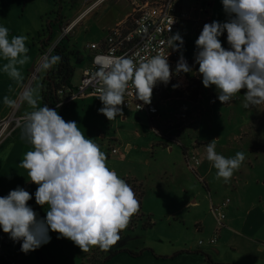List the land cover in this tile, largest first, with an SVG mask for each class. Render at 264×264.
<instances>
[{
	"label": "rangeland",
	"instance_id": "374dc122",
	"mask_svg": "<svg viewBox=\"0 0 264 264\" xmlns=\"http://www.w3.org/2000/svg\"><path fill=\"white\" fill-rule=\"evenodd\" d=\"M199 1L209 2L212 6V16L208 23L213 20L226 21L227 17L221 0ZM94 2L92 0H0V26L9 29L10 37L18 35L28 37L26 47L29 49L27 55L30 59L27 70H30L38 56V33L47 25L54 24L56 26L54 40H59L62 35H65V43L70 50L80 54L72 60L75 70L71 84L72 88L76 89L81 85L82 67L89 60L87 44L100 42L106 33L103 27L108 26L120 12L119 6L115 5L118 0H109L93 9ZM58 18L60 21L57 23L61 28L56 25ZM71 26L73 28L66 33L65 30ZM190 37L194 42L197 39L193 34ZM226 37L225 32L220 39L222 45L228 48ZM54 44L55 41L48 49ZM191 48H194L196 52L195 45L185 47L184 51L191 53L193 52ZM45 52L43 51L42 54ZM17 67L20 69L21 65ZM43 75V71L38 72L37 75H34V71L29 72L23 90L32 89L40 97ZM9 78L4 71L0 72L1 80L8 81ZM200 83V85L195 83L186 90H175L176 93H181V98L194 101L191 105L187 103L191 107L190 113L193 117L197 119L205 117L202 124L196 125V130L201 132L200 141L210 142L212 139H218L215 149L217 153L225 157H233L237 152H243L246 157L239 170L234 171L228 183H225L223 178H216L217 170L214 167L206 178L213 202L218 203L230 198L231 205L234 207L230 210V214L227 209L225 225L220 233L219 242L226 247V254H223L221 259L227 255H230L232 260L236 259V255L229 248L230 245L235 247L243 243H252L253 247H258L264 252V108L260 110L258 105L253 109L245 108L243 94L239 95L241 100L236 103L237 105L233 100L230 106L224 105L217 101L215 86L210 90L205 88L202 82ZM164 86H159L158 91L155 89L159 96L157 102L165 101L173 95L166 93ZM205 90L208 94L200 104L195 105ZM18 99L12 109L16 105L18 107L21 101V110L26 109V112L33 110L24 95ZM39 106L41 107V99ZM102 106L98 96L73 97L68 101L67 108L61 111V116L65 121L77 122L86 138H92L106 155L107 166L115 170L122 179L125 181L130 179L129 183L132 182L131 179H136L143 184L142 212L144 216L141 218L138 215L135 219L132 215L127 227L123 229V239L108 249L90 246L88 251L83 252L69 239H57L59 234L49 231L50 242L40 247L43 258L48 264H100L111 251L117 249H128L134 252L149 249L140 258L118 254L106 264H172L174 261L171 260V256L176 250L186 245L199 246L200 240L205 241L213 233L216 221L210 213L209 193L194 173L188 170L179 146L173 145V152L167 151L165 147L152 148L157 141H160V136L151 131L150 121L144 115H140V118L134 117L133 123H114L115 119L109 121L106 116L98 112ZM189 107L187 106V109ZM165 109L162 104L159 105L160 116L163 118L159 123L160 128L168 117V113L164 114ZM11 119L9 126L0 123V141L10 137L17 129H15V117ZM138 135L141 138H137ZM115 138H121L125 143L129 142L132 145L130 154H124L126 156L124 159L112 153L115 147L119 148L120 154L126 152L118 142L113 141ZM210 164L211 162L206 158L202 159L201 166L198 167L199 174L204 176ZM37 187L38 185L29 182L26 189L32 194L30 201L37 209L39 216L43 218L46 216L47 206L43 208L36 204ZM135 187L134 194L139 192ZM136 199L138 201V198ZM188 199L196 200L198 206L184 208ZM253 203L256 205H252ZM254 206L257 209L252 212L251 220L246 223L247 212ZM236 207L239 209L236 210ZM138 218L141 219L138 220ZM231 219L234 223L230 222ZM148 222L151 223L150 226ZM199 224L203 227L200 233L197 232ZM128 227L135 228L130 231ZM9 241L10 249L15 251L20 249L21 242H14L10 238ZM209 247L205 241L203 248L210 249ZM36 250L27 254L23 253L22 264L37 262ZM150 250L158 258L152 255Z\"/></svg>",
	"mask_w": 264,
	"mask_h": 264
},
{
	"label": "clouds",
	"instance_id": "9594fccd",
	"mask_svg": "<svg viewBox=\"0 0 264 264\" xmlns=\"http://www.w3.org/2000/svg\"><path fill=\"white\" fill-rule=\"evenodd\" d=\"M226 21L205 23L195 40L196 70L205 88L215 86L218 100L231 102L243 91L244 107L264 103V0H221ZM227 33L228 48L220 39ZM26 35L9 36V29L0 26V56L7 60L3 71L14 80H22L17 65H24L27 55ZM167 44L180 52L184 40L179 32L170 35ZM61 61L59 55L48 56L41 65L50 70ZM94 77L101 86L98 112L110 121L123 116L120 107L128 94L129 82L136 90V99L151 104L153 89L167 85L173 75L191 73L183 54L173 70L168 56L155 55L142 63L127 56H97ZM175 89L178 85H172ZM32 107L22 118V138L32 146L25 153L20 167L27 170L26 182L38 185L36 204L45 208L46 216L28 204L32 199L23 187L17 186L0 196V228L20 250L27 254L50 242L49 231L67 238L83 252L90 246L108 249L121 239L139 203L132 187L115 170L107 166L106 155L92 138L85 136L76 121H65L47 104L39 106L40 97L32 90L23 93ZM5 105L16 101L5 95ZM60 105H57L59 108ZM218 139L206 146V159L217 170L216 178L230 181L246 159L243 152L225 157L216 152Z\"/></svg>",
	"mask_w": 264,
	"mask_h": 264
},
{
	"label": "crops",
	"instance_id": "0c3cea01",
	"mask_svg": "<svg viewBox=\"0 0 264 264\" xmlns=\"http://www.w3.org/2000/svg\"><path fill=\"white\" fill-rule=\"evenodd\" d=\"M92 1H95L94 2L95 5L94 4L92 5L93 9H94L97 7V5H100V4L103 5L109 0H92ZM195 2L205 3L209 6L208 12L204 15V18L207 19V23H208L209 18L212 16L211 15V10H212L211 7L212 6L209 2L199 1V0H179L178 1L179 5L182 8H189ZM138 3H139V0H118V2L115 5L119 6L120 12H118V14L109 22L108 26L103 27V29L106 31L105 36H106L107 32L109 30L113 29L114 27H116L120 24H125V23L129 22L131 20V16L133 15L134 10H135ZM209 13H210V15H209ZM59 21H60V19L58 18V20L56 21L57 27L59 26L58 25ZM52 26H53V37H54V32H55L54 28L56 26H54V24ZM202 27H203L202 24H196L194 22H184L176 29V31L173 32V34L179 32V34L182 36V38L184 40V45H183V48L181 49V51L179 52V56L181 54H183L184 58L187 60V62L189 64V66L193 68V72L185 73L189 77L194 79L192 85L195 83L200 85L201 84L200 82H202V77L200 75H198V73L196 71L199 66H198V64H195V61H194V55H195V52L193 50L194 48H191L193 51L191 53H188L187 51L185 52L184 48L185 47H191V46L195 45L194 40L191 39L190 36H191V34H193L194 36L196 35V37L198 38V36L200 34V30ZM39 33H38V47H39L38 56H37L35 62H33L32 67H33V65H35L34 66L35 75H37L38 72H40V71H43L44 75H45V70H42V68H37L39 58L42 55V53H41L42 52L41 51L42 39L39 38ZM42 38H44V37H42ZM46 38L47 37H45V39ZM104 38L105 37H103L100 42H102L104 40ZM64 39H65V37L62 40H64ZM56 41H59V40H55V42ZM61 41H59V42H61ZM100 42H91L89 44L100 43ZM52 43H54V42H52ZM89 44H87V46H86V50L88 51L87 59H89V60L82 67V76H83V72L88 67L89 62H90L91 57H92V52L88 49ZM71 49L73 50V48H71ZM6 62H7V60L4 59L2 56H0V72L3 71V65ZM28 67H29V62L27 61L24 65H21V67L19 69L21 74H22V77H23L22 80L17 81V80H14L12 78H9L8 81H3L0 79V121L8 119V118H12V117H15V119L23 118L24 115L27 113L26 109L21 110V107H22L21 101H19L20 104L18 107L16 105L15 108L12 109V106L4 104L3 98L5 95H7L10 97V99L17 102V100H19L18 98L21 99L23 97V93L25 92V90H27V88H25L23 90V88L25 87V83H26L25 81L29 77L28 73L31 72V70H32V67L30 70H27ZM44 75H43V77H44ZM161 85H164V84H158L157 86L154 87L151 101H153L156 104L158 110H159L160 104H162L166 108L165 109L166 112L164 114L168 113V117L165 118L166 122L164 120V122L162 124L163 125L162 128H160V126H159V123L161 122V120H163L162 116H160V110H159L158 115L155 117H152V118H149L144 113H138V112H135L132 110H129V111L123 110V116L122 117L117 116L116 118H114L115 119L114 123H117V122L125 123V124H126V122L127 123L128 122L133 123L132 119L134 117L140 118V115H144L150 121L151 131H153L154 133H157L160 136L159 137L160 141H157L156 144L152 146V148H155V146H157V147L159 146L161 148L165 147L167 149V151L173 152V150H174L173 145H177L182 149V155H183L184 161H185V157H184L185 153L194 151L199 155V157L201 159V163H202V159L206 158L205 146L209 142L200 141L201 140V132L199 130H196V128H197L196 125L202 124L205 120L204 119L205 117H201L200 119L193 117V114L190 113L191 107H189L188 104H190V105H191V103L194 104V101H192V100L189 101L187 99L181 98V96H180L181 93H176L175 89L172 88L171 81L167 85H165L164 87H165L166 93L173 94V95L171 97L167 98L165 101H160L161 103L157 102V101H159V96L156 94V91H158L159 86H161ZM212 87H214V86H212ZM212 87H209V89L211 90ZM155 89H156V91H155ZM243 91L244 90H242L240 93H238L236 95V97L233 99V101H236L235 105H237L236 103L241 100V98H239V95L243 94ZM206 94H208L207 91L206 90L203 91L201 96H200L201 99L199 100V102L195 103V105L200 104L201 101L206 96ZM90 96H93V95H90ZM216 96H217V93H216ZM84 98H86V97H84ZM215 100H217V99L215 98ZM217 101L220 102L219 100H217ZM230 104H231V102H229V104H224V105L230 106ZM187 106L189 107L188 109H187ZM254 107L257 108V106H254ZM254 107H252L251 109H253ZM258 107H259L258 109L261 108L260 110H262L264 108V103H261L260 105H258ZM159 128L161 129L160 132H159ZM21 132H22V125L20 127H18L13 132V134L10 135V137H7V138L0 141V196H6L10 190L15 189L17 186L23 187L25 189V188H27V185L29 184V182H26L27 170L21 168L19 165H20V161L23 160L25 153L29 150H32V146L30 144H28L22 138ZM137 138H141V136L138 135ZM120 139L115 138V139H113V141L118 142L119 145H121V147L124 148L126 152L120 154L119 148L115 147L113 149H116L118 152L115 155H120L121 158L124 159V158H126V156L124 154H126V155L130 154V151L132 150V145H131V143H129V142L125 143L124 141H122V139L121 140ZM185 164H186V161H185ZM186 166H187V164H186ZM199 166H201V164ZM198 167L195 169V171H191L189 169V167L187 166L188 170L193 172L194 175L197 177L198 181L202 182L204 184V186L206 187V190L208 191V193H209L208 195L210 198V213L212 214L211 207L218 205V204L224 202L225 200H222L221 202H218V203L213 202L211 192L209 190V183L206 181V178L210 175V171L212 170L213 166H211V164L209 165V168L207 170H205L204 176L199 174ZM128 180H130V179H128ZM131 180L135 181L137 185L142 186L143 197H144L143 184L140 183L139 181H137L136 179H131ZM227 199L230 200V203L228 204V206L225 210V213H226V211L229 210V214H230V210L233 209L234 207L231 205L232 200L230 198H226V200ZM142 205H143V198L141 200V211H140L141 214L143 215ZM252 205H256V204L253 203ZM197 206H198V202L196 200L188 199L185 202L183 207L190 209V208H195ZM235 209L238 210L239 207H236ZM255 209H257V207L254 206L253 208H250V210H248L247 218L245 219L246 223H248V221L251 220L250 219L251 214L253 211H255ZM214 219H215V217H214ZM230 222L234 223V220L231 219ZM150 224L151 223L148 222V225H150ZM199 225H200V227L197 229V232L200 233L203 231L202 230L203 227L201 224H199ZM216 227H217V222H216ZM214 232H215V229L213 230V233L209 236V238H207L205 240L206 242L214 235ZM219 237H220V234H219ZM219 237H218V241L215 245H209L210 249H204L203 248L205 246V241H203V240H200V241H203L204 245H199V243H198L199 246H187L186 245L184 247L179 248V250H176V252H174L171 256V260L174 261V263H172V264H211L210 262H212L214 264H241V263H246V264L258 263V264H261L262 262H264L263 261L264 260V252L262 250H259L258 247H253L252 243H249V244L243 243V244H240L239 246L236 245L235 247H232V245H230L229 248L232 249V253H234V255H236V259L232 260L230 255H227L224 259H221V258H223V254L224 255L226 254L225 253L226 247H225V244H222L219 242ZM9 243H10L9 235L5 234L2 230V228H0V264H22L21 258L23 257V252L20 249L16 250V251L10 249L11 245ZM148 250L149 249L141 250L144 252L142 253V255L140 257H142L144 253L148 252ZM150 251H151L152 255H154L156 258H158V256H156L152 250H150ZM138 252H140V251H138ZM122 254H126V253H122ZM215 256H216V258H215ZM140 257H138V258H140ZM37 262H34V263L31 262L28 264H40L39 260Z\"/></svg>",
	"mask_w": 264,
	"mask_h": 264
},
{
	"label": "built area",
	"instance_id": "2783aa9c",
	"mask_svg": "<svg viewBox=\"0 0 264 264\" xmlns=\"http://www.w3.org/2000/svg\"><path fill=\"white\" fill-rule=\"evenodd\" d=\"M178 1L139 0L129 22L120 24L109 30L102 42L89 44L88 49L92 52V57L88 67L83 72L81 85L79 88L71 91L72 98H84L87 95L99 96L101 83L94 77L97 66L93 63L97 56H127L132 58L137 64L145 62L155 55L168 56L169 64L174 70L180 56L179 52L169 48L167 44L168 37L184 22L207 23L204 15L209 10L207 4L198 2L193 3L189 8H182ZM69 31L70 29L65 30L66 33ZM64 37L65 35H62L59 41ZM59 41L55 42L47 52L40 56L37 68H41L44 59L50 56ZM193 80L187 74L181 73L173 75L171 84L178 85L175 90H186L192 85ZM59 94L64 95L63 91H59ZM120 107L122 110L144 113L149 118L155 117L159 113L153 101H151V104H144L143 101L136 99V90L131 82H129L125 102ZM11 120V118H8L0 121V123L9 126ZM14 120H16L15 129L22 125V118ZM112 153L117 154L118 152L116 149H112ZM184 157L191 171H195L201 164L199 155L194 151L185 153ZM229 203L230 200L227 199L211 207L217 227L215 228L214 235L206 242L208 245H215L217 243L219 234L225 225V210ZM199 245H204V242L200 241Z\"/></svg>",
	"mask_w": 264,
	"mask_h": 264
},
{
	"label": "trees",
	"instance_id": "16d2710c",
	"mask_svg": "<svg viewBox=\"0 0 264 264\" xmlns=\"http://www.w3.org/2000/svg\"><path fill=\"white\" fill-rule=\"evenodd\" d=\"M45 37L47 38L45 39ZM39 38L42 39L41 51L42 52L47 51L48 48L50 47V44L55 41L54 40L55 38L53 37V26L47 25L45 29L42 28V31L39 33ZM52 55H59L61 57V61L58 64H56L52 69L45 70V75L41 83V94H40L41 107L44 104H47L49 108L57 110L58 113L61 115V111L67 108L68 101L72 98L71 91L73 90V88L71 81L74 76V70H75L72 64V60L73 58L79 57L80 54L78 52L75 53L71 51L70 48L65 43V39H64L56 45L50 56ZM59 91H63L64 95H60ZM58 104L60 105L59 108H57ZM126 183L129 184L132 187V189H134L136 184L135 181L129 183V180H127ZM135 189L139 190V192L135 193L136 198H138L139 208L137 212L133 214V217L137 219L138 215H140L139 217L141 218L143 217V215L140 212L141 200L143 198V191L141 185H137ZM25 190L27 189L25 188ZM28 204L37 212V209L34 207V205L30 200L28 201ZM141 218H138V220H140ZM134 228L135 227H128V230L131 231ZM143 228L145 229V226ZM122 234H123V230L120 232V236H121L120 240L123 239ZM143 252L144 251L134 252L128 249H117L111 251L100 264L108 263L112 258L117 256L118 254L126 253L132 257L138 258L142 255ZM36 256L40 261V264H48L46 260L43 258V255L41 253V248L37 249ZM210 263L214 264L212 262Z\"/></svg>",
	"mask_w": 264,
	"mask_h": 264
},
{
	"label": "bare ground",
	"instance_id": "6f19581e",
	"mask_svg": "<svg viewBox=\"0 0 264 264\" xmlns=\"http://www.w3.org/2000/svg\"><path fill=\"white\" fill-rule=\"evenodd\" d=\"M94 5H95V4H94ZM81 18H82V17H81ZM72 28H73V26L69 27L68 30H69V29L71 30Z\"/></svg>",
	"mask_w": 264,
	"mask_h": 264
},
{
	"label": "water",
	"instance_id": "95a60500",
	"mask_svg": "<svg viewBox=\"0 0 264 264\" xmlns=\"http://www.w3.org/2000/svg\"><path fill=\"white\" fill-rule=\"evenodd\" d=\"M34 66H35V65H33L31 72L34 71Z\"/></svg>",
	"mask_w": 264,
	"mask_h": 264
}]
</instances>
